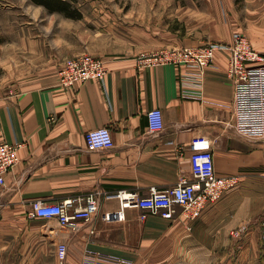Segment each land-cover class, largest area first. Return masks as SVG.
Returning <instances> with one entry per match:
<instances>
[{
  "label": "crops",
  "instance_id": "0c3cea01",
  "mask_svg": "<svg viewBox=\"0 0 264 264\" xmlns=\"http://www.w3.org/2000/svg\"><path fill=\"white\" fill-rule=\"evenodd\" d=\"M126 3L125 24L107 29L112 46L94 53L106 61L103 80L62 86L59 68L71 56L46 57L28 28L11 42L16 80L0 82V142L23 146L0 188V264H58V242L67 246L65 264H81L86 251L131 264H263L264 137L247 140L234 130L228 50L217 49L201 75L169 62L141 65L139 57L227 44L234 31L264 56V0ZM153 107L163 111L164 128L157 132L147 127ZM104 126L113 146L88 149L86 132ZM198 137L211 141L219 175L240 176L238 187L193 221L180 208L164 218L134 205L122 221L102 219L117 209V191L144 197L152 187L192 178L190 143ZM92 191L100 193L99 212L74 228L29 216L35 200L72 211Z\"/></svg>",
  "mask_w": 264,
  "mask_h": 264
},
{
  "label": "built area",
  "instance_id": "2783aa9c",
  "mask_svg": "<svg viewBox=\"0 0 264 264\" xmlns=\"http://www.w3.org/2000/svg\"><path fill=\"white\" fill-rule=\"evenodd\" d=\"M229 52L227 76L232 82V123L234 130L247 140L264 137V56L255 50L248 37L239 31L231 34L227 44L212 43L198 47H171L139 57L141 65L173 63L194 69L201 75L213 61L217 49ZM107 72L102 57L82 53L66 59L59 68V83L73 86L89 80H103ZM150 132L164 128L163 111L153 107L146 113ZM52 119V117H51ZM86 147L90 150L110 148L113 138L108 127H99L86 132ZM19 141L0 142V188L5 185L6 174L19 163ZM190 165L192 178L180 177L178 182L167 189L152 187L148 195L138 196L123 190L113 194L118 200L115 210L105 211L101 217L106 222L125 219V208L137 206L172 218L180 208L181 214L190 221L199 218L205 208L216 203L225 193L239 186L240 176L219 175L215 171L214 153L211 141L206 137L194 138L190 143ZM106 197L110 194L103 193ZM81 208L69 211L62 203L32 202L30 217H54L63 228H74L79 220H89L99 212L100 193L92 191L84 199ZM264 224V223H263ZM93 232V230H91ZM264 235V232H263ZM58 264H65L67 246L58 242L55 249ZM81 264H131L125 258L86 251Z\"/></svg>",
  "mask_w": 264,
  "mask_h": 264
},
{
  "label": "rangeland",
  "instance_id": "374dc122",
  "mask_svg": "<svg viewBox=\"0 0 264 264\" xmlns=\"http://www.w3.org/2000/svg\"><path fill=\"white\" fill-rule=\"evenodd\" d=\"M82 11L80 19H66L61 13L48 12L30 0H0V82H15L16 73L12 61L11 42L16 34L28 28L38 36L35 47L43 48V55L52 57L64 54L70 58L80 54H94L106 46H112L109 26L125 24L123 11L130 0H73ZM110 44V45H109ZM39 53V52H38ZM72 54V55H71ZM235 252L237 250L235 249ZM235 254V253H234ZM237 256V254H236Z\"/></svg>",
  "mask_w": 264,
  "mask_h": 264
},
{
  "label": "trees",
  "instance_id": "16d2710c",
  "mask_svg": "<svg viewBox=\"0 0 264 264\" xmlns=\"http://www.w3.org/2000/svg\"><path fill=\"white\" fill-rule=\"evenodd\" d=\"M32 3L44 7L48 12L61 13L66 18L80 19L82 11L74 4L73 0H30ZM264 264V263H263Z\"/></svg>",
  "mask_w": 264,
  "mask_h": 264
}]
</instances>
